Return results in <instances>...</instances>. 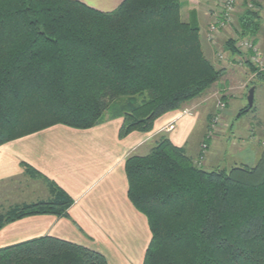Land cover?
<instances>
[{
  "label": "trees",
  "instance_id": "16d2710c",
  "mask_svg": "<svg viewBox=\"0 0 264 264\" xmlns=\"http://www.w3.org/2000/svg\"><path fill=\"white\" fill-rule=\"evenodd\" d=\"M180 1L123 0L101 11L79 0H0V145L56 124L88 129L118 117L120 138L149 132L199 96L222 71L205 56L199 28L181 20ZM247 1L236 38L225 41L229 53L240 52L239 38L255 42L261 28ZM23 166L46 181L50 198L10 207L0 228L31 215L66 216L72 204ZM124 170L128 199L151 235L142 264H264V152L253 166L207 171L162 137L146 154L128 156ZM0 264L108 262L43 236L1 247Z\"/></svg>",
  "mask_w": 264,
  "mask_h": 264
},
{
  "label": "crops",
  "instance_id": "0c3cea01",
  "mask_svg": "<svg viewBox=\"0 0 264 264\" xmlns=\"http://www.w3.org/2000/svg\"><path fill=\"white\" fill-rule=\"evenodd\" d=\"M79 1L101 11H111L123 0ZM220 1L181 0L180 17L199 28L203 52L210 60L217 47L206 39V33L219 11ZM225 33L227 30L217 39L224 53L234 60L235 55L223 47ZM258 37L255 43L264 51V39ZM222 68L226 70L225 66ZM201 112V104L197 108L185 106L157 118L151 131H133L121 138L118 131L122 118L118 117L88 129L56 124L0 145V188L5 184L9 187L0 190V194L2 201H10L1 210L11 206L13 199L12 204H22L50 198L42 187H35L27 196L23 194L29 189L23 164L72 199L66 216L31 215L5 224L0 228V248L52 236L97 251L108 264H142L151 235L146 217L128 199L125 160L132 154L147 151L161 135L194 158L200 147ZM171 123L173 127L169 129ZM195 132L199 135L197 141L192 139ZM25 179L27 184L23 189L20 183Z\"/></svg>",
  "mask_w": 264,
  "mask_h": 264
},
{
  "label": "rangeland",
  "instance_id": "374dc122",
  "mask_svg": "<svg viewBox=\"0 0 264 264\" xmlns=\"http://www.w3.org/2000/svg\"><path fill=\"white\" fill-rule=\"evenodd\" d=\"M243 1H238L233 20L223 29L228 32L225 33V37L222 39L223 47H225V41L229 37L236 36L238 29L237 15L243 10ZM249 2L255 5L254 8L256 10L260 11L262 16L261 28L257 32L256 37L259 36L260 39H264V1L249 0L247 4ZM258 4L261 7L260 9L256 6ZM181 20L184 21L182 18ZM212 44H215L214 46L217 47V50L212 60L207 58L216 68L222 71L221 77L199 96L183 103L181 106V108L185 106L197 108L201 104L202 109L199 153L194 158H191L196 166L207 171L229 169L238 165L253 166L259 155L264 152V79L258 76L260 73L264 74V71H259L252 63V66L247 65L248 56L243 51L239 50V53H232L235 55L233 60L221 49L222 46L218 39ZM261 52L264 57V51L261 50ZM220 54L223 56L222 59L218 56ZM223 66L226 67V70L222 68ZM252 68H255V70H252ZM250 87H254L253 106L249 111L240 114V111L247 105V93ZM219 102L225 103V108L222 111L218 109ZM215 115L219 116V121L216 125L213 123ZM203 117L205 118L204 120ZM198 137V133L195 132L192 135L193 141H197ZM160 138H162V135ZM160 138H158L157 142ZM154 146L155 144L151 145L147 151L136 154L144 155ZM24 174L28 177L27 182L29 184V189L26 193H23L25 196L30 194L35 187H42L44 190L46 189L45 192H49L46 181L43 178L30 177L25 171ZM25 182L26 179L20 183L23 189L24 184H27ZM7 185L5 184V187L0 188V190L9 189ZM13 185L19 186V183ZM1 197L2 195L0 194V210L2 206L10 204V201H8L9 203L4 201V199L2 201ZM19 197L22 196L19 195ZM12 201L15 200H11V206L1 210L0 213L18 205L17 203L12 204L14 203Z\"/></svg>",
  "mask_w": 264,
  "mask_h": 264
},
{
  "label": "built area",
  "instance_id": "2783aa9c",
  "mask_svg": "<svg viewBox=\"0 0 264 264\" xmlns=\"http://www.w3.org/2000/svg\"><path fill=\"white\" fill-rule=\"evenodd\" d=\"M239 0H221L219 3V11L215 13L213 20L208 26L206 33V39L210 43H215L218 35L225 29L233 20V15L235 12L236 5ZM249 9H255V5L251 2L247 4ZM236 47L243 51L248 56L250 63L254 64L259 71H264V57L260 51L259 46L248 37L239 38L236 43ZM219 58H223L222 54L218 55ZM225 103L219 102L218 109L220 111L224 110ZM219 121V116L215 115L214 122L215 125ZM214 125V128H215ZM173 127L172 123L168 126L169 129Z\"/></svg>",
  "mask_w": 264,
  "mask_h": 264
},
{
  "label": "water",
  "instance_id": "95a60500",
  "mask_svg": "<svg viewBox=\"0 0 264 264\" xmlns=\"http://www.w3.org/2000/svg\"><path fill=\"white\" fill-rule=\"evenodd\" d=\"M254 87H250L247 93V105L251 108L253 105Z\"/></svg>",
  "mask_w": 264,
  "mask_h": 264
}]
</instances>
